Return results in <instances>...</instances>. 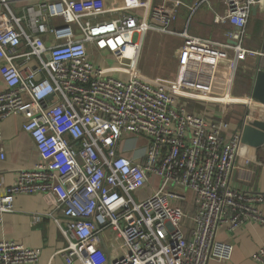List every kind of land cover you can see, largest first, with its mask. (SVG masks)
Listing matches in <instances>:
<instances>
[{"label": "built area", "instance_id": "built-area-1", "mask_svg": "<svg viewBox=\"0 0 264 264\" xmlns=\"http://www.w3.org/2000/svg\"><path fill=\"white\" fill-rule=\"evenodd\" d=\"M263 5L124 0L118 18L95 22L108 10L79 0H0V159L6 158L2 122L11 116L23 117L38 157L4 189L0 218L14 211L19 195L52 194L45 215L67 241L58 252L62 264H111L108 230L128 251L116 264L230 262L234 245L217 239L219 230L264 225V194L231 186L238 156L251 161L242 126L263 119L247 114L233 131L213 111L191 112L180 98L216 103L210 93L221 61L230 58L232 82L240 63L262 54L245 39L253 8ZM202 7L223 28V39L190 31ZM182 8L188 18L178 27ZM155 35L182 41L178 74L168 84L139 70L145 40ZM88 46L107 52L110 65L96 63ZM230 92L221 103L248 109L256 101ZM139 139L144 147L131 148ZM147 187L154 190L141 200ZM184 202H193L192 216ZM40 256L38 248L0 241V264H40ZM251 259L264 264V248Z\"/></svg>", "mask_w": 264, "mask_h": 264}, {"label": "crops", "instance_id": "crops-1", "mask_svg": "<svg viewBox=\"0 0 264 264\" xmlns=\"http://www.w3.org/2000/svg\"><path fill=\"white\" fill-rule=\"evenodd\" d=\"M160 0H154L159 3ZM186 4H192L196 0H182ZM82 6L101 7L108 12L94 18L93 21H107L118 18L122 12L117 10L124 3V0H79ZM25 4L16 6V11L21 12ZM188 18V9L182 8L178 27H181ZM190 31L198 36L221 40L223 28L215 26L212 22V14L206 7H202L193 17ZM51 39V37L49 38ZM180 38L171 36H148L141 52L139 70L141 74L151 80L167 82L174 80L178 74V48L181 46ZM245 46L252 50L261 52V55L250 56L244 62L240 63L236 74L230 82V58L221 61L220 68L214 77L212 92V101L201 98H180L186 102L188 110L191 112H201L208 108L214 114L227 119L231 124V130L237 129L242 123L245 115L250 114L253 117L260 116L264 120V106L254 101L251 107L245 109L238 104L221 103L223 94L225 96L228 89L234 98L252 95L254 84V73L257 70H264V5L253 12L245 39ZM89 51L95 57L96 63L100 65H110L112 57L107 52L95 53L93 48L88 46ZM149 56V59L146 56ZM106 59V63L104 61ZM166 65L163 67V65ZM121 76H124L121 75ZM223 105L218 116L215 107ZM234 105V106H233ZM243 109V110H242ZM24 119L21 116H11L2 122L3 148L6 154L4 160L0 159V196L4 189L12 184L16 173L20 169L32 168L37 163V155L34 143L30 136L22 130ZM247 156L250 162H246L245 154H240L235 162V170L231 179V186L237 190L249 193L264 194V143L260 147L247 148ZM130 156V153H126ZM154 189L149 187L147 191H139L140 194L152 193ZM53 195L33 194L19 195L14 201V211L1 216L0 218V241L13 240L24 244L29 248H38L41 251L40 264H48L52 259L57 264H62L63 258L58 252L63 249L67 241L61 234L56 222L46 212L51 207ZM142 197V198H145ZM183 207L188 209L189 215L194 214L193 202H184ZM264 211V206H263ZM61 222H66L61 216ZM186 229L189 228V220L185 222ZM104 237L108 240V250L111 264H116L121 258L128 255V251L122 241L116 240L110 230L104 232ZM217 239L228 241L234 245L233 256L230 262L220 263L210 261L209 264H258L251 259V254L259 248H264V225L254 224L245 225L235 233L221 228Z\"/></svg>", "mask_w": 264, "mask_h": 264}, {"label": "water", "instance_id": "water-1", "mask_svg": "<svg viewBox=\"0 0 264 264\" xmlns=\"http://www.w3.org/2000/svg\"><path fill=\"white\" fill-rule=\"evenodd\" d=\"M253 12L257 11L254 7ZM81 38V36H79ZM252 97L264 105V70L254 73ZM264 143V120L255 119L244 124L241 129V144L251 147H260Z\"/></svg>", "mask_w": 264, "mask_h": 264}, {"label": "rangeland", "instance_id": "rangeland-1", "mask_svg": "<svg viewBox=\"0 0 264 264\" xmlns=\"http://www.w3.org/2000/svg\"><path fill=\"white\" fill-rule=\"evenodd\" d=\"M146 58L147 59H149V56L147 55L146 56ZM164 66H166L165 64L163 65V67ZM231 67V66H230ZM234 106V105H233ZM222 107H224L223 105H218V106H216L215 108V111H216V113H217V115L218 116H221L220 115V113L219 112H221V110H222ZM242 108V107H241ZM243 110V109H242ZM226 121H228L227 119H225ZM130 143H131V148H133L134 146H136V147H139V148H142V147H144V145H145V140L144 139H139L137 142H135V141H130ZM149 189V187H147L145 190H144V192H146V193H148L149 191H147ZM148 195V194H147ZM142 197H145L144 196V194L142 195V194H140V196H138V198H141V200H143V199H145V198H142Z\"/></svg>", "mask_w": 264, "mask_h": 264}]
</instances>
